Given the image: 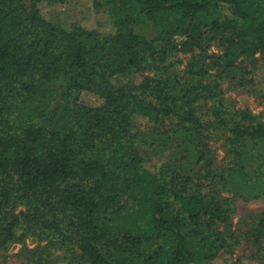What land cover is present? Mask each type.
Returning a JSON list of instances; mask_svg holds the SVG:
<instances>
[{
	"label": "trees",
	"instance_id": "trees-1",
	"mask_svg": "<svg viewBox=\"0 0 264 264\" xmlns=\"http://www.w3.org/2000/svg\"><path fill=\"white\" fill-rule=\"evenodd\" d=\"M103 2L113 33L67 31L34 1L0 0V249L26 225L74 245L85 264H211L224 253L236 264L226 234L232 200L168 164L151 168L138 136L175 120L182 142H196L204 179L235 177L264 192V156L251 171L246 158L247 145L264 142V124L220 106L204 121L193 105L220 95L215 78L204 94L174 77L143 76L151 43L131 25L150 21L161 33L178 24L185 44L201 49L217 33L224 66L234 67L238 55L264 54V0ZM185 74L208 70L190 62ZM119 75L134 81L115 86ZM209 126L228 133L233 161L222 173L202 141ZM253 236L264 264V215Z\"/></svg>",
	"mask_w": 264,
	"mask_h": 264
},
{
	"label": "rangeland",
	"instance_id": "rangeland-1",
	"mask_svg": "<svg viewBox=\"0 0 264 264\" xmlns=\"http://www.w3.org/2000/svg\"><path fill=\"white\" fill-rule=\"evenodd\" d=\"M35 2L40 16L47 22L64 30L76 25L95 29L101 33H113L112 17L103 0H24L26 4ZM210 15H201V19ZM175 24L172 30L158 33L157 26L150 21H138L131 25L134 33L150 41L151 48L146 52L143 76L159 79L167 76L176 78L181 84H191L202 93H208L206 86L213 78L221 91L212 99L194 103L195 112L204 120L210 121L212 111L219 106L232 111H244L258 123L264 124V54L238 55L234 67H225V45L217 33L206 48L189 47L188 38ZM225 58V59H224ZM197 62L208 70L205 78L190 77L185 74L187 65ZM134 81L133 75H119L111 79L115 86L127 85ZM212 89V87H211ZM221 99L222 104L218 101ZM100 99L88 98V103L97 104ZM175 120H167L161 127L140 133L138 142L145 160L151 168L162 164L171 166L172 171L186 172L196 181H202L205 188L211 189L222 198L232 200L230 225L226 229L230 250L236 264H261L256 252L253 224L264 215V192L251 186L244 188L235 177L228 180L218 175L203 178L201 163L195 160V150L191 142H182L183 129L173 130ZM226 130L209 126L203 132V143L212 162L213 173H222L232 164L233 155L227 143ZM264 156V142L257 146L247 145V170H252L258 156ZM264 247V238L259 240ZM216 259L211 264H228L229 255ZM0 264H85L74 245L62 241L53 233L40 232L20 226L15 229L12 242L0 249Z\"/></svg>",
	"mask_w": 264,
	"mask_h": 264
}]
</instances>
